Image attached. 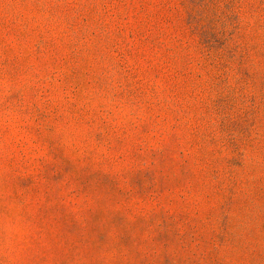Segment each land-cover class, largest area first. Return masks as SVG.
<instances>
[{
	"label": "rangeland",
	"instance_id": "rangeland-1",
	"mask_svg": "<svg viewBox=\"0 0 264 264\" xmlns=\"http://www.w3.org/2000/svg\"><path fill=\"white\" fill-rule=\"evenodd\" d=\"M0 264H264V0H0Z\"/></svg>",
	"mask_w": 264,
	"mask_h": 264
}]
</instances>
